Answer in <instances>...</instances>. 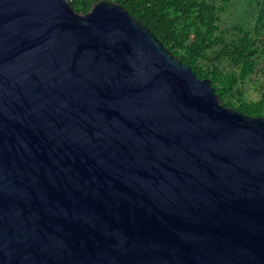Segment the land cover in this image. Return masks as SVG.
Returning a JSON list of instances; mask_svg holds the SVG:
<instances>
[{
  "label": "water",
  "instance_id": "water-1",
  "mask_svg": "<svg viewBox=\"0 0 264 264\" xmlns=\"http://www.w3.org/2000/svg\"><path fill=\"white\" fill-rule=\"evenodd\" d=\"M0 264H264V118L114 2L0 0Z\"/></svg>",
  "mask_w": 264,
  "mask_h": 264
},
{
  "label": "trees",
  "instance_id": "trees-1",
  "mask_svg": "<svg viewBox=\"0 0 264 264\" xmlns=\"http://www.w3.org/2000/svg\"><path fill=\"white\" fill-rule=\"evenodd\" d=\"M67 1L79 14L99 1L122 6L173 58L189 66L197 78L207 79L224 107L264 118V91L254 103L232 101V90L264 56V0ZM222 17L228 19L226 26ZM221 60L230 67L228 73L217 69Z\"/></svg>",
  "mask_w": 264,
  "mask_h": 264
},
{
  "label": "rangeland",
  "instance_id": "rangeland-1",
  "mask_svg": "<svg viewBox=\"0 0 264 264\" xmlns=\"http://www.w3.org/2000/svg\"><path fill=\"white\" fill-rule=\"evenodd\" d=\"M218 2V0H213ZM223 24L228 23L227 17H222ZM251 22V20L249 21ZM264 55V52L261 53ZM216 67L222 73H228L230 67L225 61L216 63ZM217 85V84H216ZM264 91V56H260L253 73L243 81H240L232 90V101L234 103H254L257 102Z\"/></svg>",
  "mask_w": 264,
  "mask_h": 264
},
{
  "label": "built area",
  "instance_id": "built-area-1",
  "mask_svg": "<svg viewBox=\"0 0 264 264\" xmlns=\"http://www.w3.org/2000/svg\"><path fill=\"white\" fill-rule=\"evenodd\" d=\"M108 1H112V0H108Z\"/></svg>",
  "mask_w": 264,
  "mask_h": 264
}]
</instances>
